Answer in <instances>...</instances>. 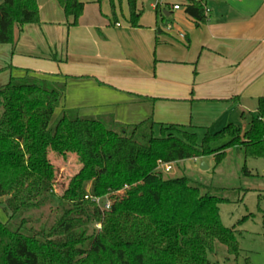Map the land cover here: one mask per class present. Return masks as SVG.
I'll return each mask as SVG.
<instances>
[{
	"label": "trees",
	"instance_id": "16d2710c",
	"mask_svg": "<svg viewBox=\"0 0 264 264\" xmlns=\"http://www.w3.org/2000/svg\"><path fill=\"white\" fill-rule=\"evenodd\" d=\"M57 2L72 19L68 25L77 26L84 2ZM139 2L127 0L129 24L135 28L143 15ZM206 2L186 0L185 11L198 25L207 21ZM39 22L37 0H3L0 45L15 43L17 27ZM49 79L24 71L0 87V207L6 217H0V264H229L232 259L238 264L237 230L221 220L220 205L229 201L188 177H165L159 169L160 163L209 156L217 166L235 148L243 149L247 159H264V97L247 131L230 124L215 134L206 131L200 141V128L152 118L119 124L112 118H83L73 109L55 117L66 84ZM63 127L72 137L82 136L86 148L93 135L101 138L103 168L89 173V194L62 201L54 222L37 229L33 212L54 203L52 153L62 151ZM226 138L228 143L213 147ZM104 198L108 210L96 202ZM95 224L101 229L90 232ZM218 245L228 255L223 263L210 260Z\"/></svg>",
	"mask_w": 264,
	"mask_h": 264
},
{
	"label": "crops",
	"instance_id": "0c3cea01",
	"mask_svg": "<svg viewBox=\"0 0 264 264\" xmlns=\"http://www.w3.org/2000/svg\"><path fill=\"white\" fill-rule=\"evenodd\" d=\"M37 1L40 22L17 27L15 43L0 45L2 86L24 71L55 78L66 84L58 113L73 109L119 124L152 118L217 133L248 119L249 129L258 116L264 0H207L200 25L186 13V0H156L152 22L139 7L137 28L127 0H82L74 27L57 0Z\"/></svg>",
	"mask_w": 264,
	"mask_h": 264
},
{
	"label": "rangeland",
	"instance_id": "374dc122",
	"mask_svg": "<svg viewBox=\"0 0 264 264\" xmlns=\"http://www.w3.org/2000/svg\"><path fill=\"white\" fill-rule=\"evenodd\" d=\"M155 1L140 0L139 7L145 10L144 21L154 20L156 13L151 9L150 4ZM120 2L121 0L119 5ZM249 121L250 119L235 125L246 131ZM205 133L198 132L200 141ZM60 134H63L60 136L62 151L52 153V159L57 167L54 203L43 210L33 212L37 222L32 225L37 229L54 222L56 209L62 201H77L85 194H89L91 185L89 173L103 168V161L99 155L101 138L93 135L86 148L82 136L72 137L65 127L60 129ZM229 140L230 138H226L215 143L213 147H220ZM228 152L227 158L217 166L214 157L209 156L171 164L170 172H165L164 168L159 170L164 172L165 177L173 179L188 177L194 182L209 187L212 194L218 198L228 200L229 203L220 205L221 220L225 227L237 230V239L241 248L238 264H253L264 258V159H247L243 149L235 148ZM202 162L209 165L208 170H201ZM245 169L252 175H246ZM96 200L102 209H109L108 198ZM0 217L6 220L1 207ZM100 229L101 225L95 224L90 227V232ZM217 252L216 255L210 256V260L223 263L228 257L226 248L218 245Z\"/></svg>",
	"mask_w": 264,
	"mask_h": 264
},
{
	"label": "built area",
	"instance_id": "2783aa9c",
	"mask_svg": "<svg viewBox=\"0 0 264 264\" xmlns=\"http://www.w3.org/2000/svg\"><path fill=\"white\" fill-rule=\"evenodd\" d=\"M180 6H174V10H179ZM160 167L164 168L165 172H170L172 170V165L171 164H165L163 165L162 163H160Z\"/></svg>",
	"mask_w": 264,
	"mask_h": 264
},
{
	"label": "water",
	"instance_id": "95a60500",
	"mask_svg": "<svg viewBox=\"0 0 264 264\" xmlns=\"http://www.w3.org/2000/svg\"><path fill=\"white\" fill-rule=\"evenodd\" d=\"M2 1H3V0H0V3H1ZM201 170H203V171L208 170V166H207L206 163H203V164H202V166H201Z\"/></svg>",
	"mask_w": 264,
	"mask_h": 264
}]
</instances>
